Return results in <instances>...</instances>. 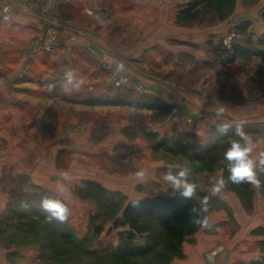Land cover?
I'll use <instances>...</instances> for the list:
<instances>
[{
    "label": "crops",
    "instance_id": "1",
    "mask_svg": "<svg viewBox=\"0 0 264 264\" xmlns=\"http://www.w3.org/2000/svg\"><path fill=\"white\" fill-rule=\"evenodd\" d=\"M188 1L71 0L61 16L66 23L61 35V48L57 54L42 55L34 59L25 79L29 86L34 87L39 85L41 75L46 76L47 70L59 72V76L55 77L58 80L53 84L56 87L54 92L61 91L64 95H69V101L74 104L87 100L96 113H114L113 109H108L112 108L110 105L115 100L113 94L118 91L124 94L120 101L123 103L122 115L126 117L120 121L108 120V123L117 125L123 134H128V137H122L123 142L137 144L144 153L155 156L147 163L145 171L141 170L144 173L143 179L134 176L126 180V183L133 186L136 182L151 183L154 185L151 186L154 194H140L131 189L127 192L116 187L107 190L126 192L130 201L170 196V191L174 190L163 180V174L168 166H172L174 173L179 171L177 166H187L191 169L189 181L196 183L197 189L221 200L230 208V217L223 211L210 212L207 216L209 227L202 226L195 235L196 241L185 243L181 253L174 256L169 264H205L202 259L205 247L218 244L226 245L229 254L219 257L216 264H254L261 256L258 247L260 238L257 237L256 230L264 227V174L258 173L262 182L260 189L249 184V190L252 191L249 205L237 195L224 168L210 170L209 167H204L198 172L195 171L192 160L201 159L213 147L227 142L234 136L238 124L243 126L255 144L253 158L258 159L259 153L264 152V88H259L260 73L253 71L252 58L247 54L255 48L253 41H249L250 46L243 48L247 51L239 50L244 53L240 52L238 61H218L221 38L232 32L234 27L237 31L236 26L241 23H247L248 28L242 33L237 32L244 33L249 38L254 35L256 47L264 50V15L261 13L264 0H234L232 13L224 20H219L214 10L212 13L198 14L193 20H179L178 15L188 6ZM199 9L197 6L196 10ZM101 15L106 17L104 22L100 21ZM22 27L25 29L20 30L21 35L27 38L32 36L33 33L30 32L35 28L32 23H26ZM16 28L18 26L9 28V31L19 32ZM2 30L8 32V29ZM43 31L38 33V37L43 35ZM13 45L16 48L18 43L0 42V48L7 49L8 46L14 47ZM69 49L71 52L67 59L64 54ZM262 59L263 64L264 58ZM106 63L118 64L121 74L142 85L147 92H137L128 87L103 89L101 82L108 76ZM68 64L74 74V83H78L79 87L67 85L64 80ZM15 66L16 62L13 63V67ZM50 75L49 73L48 76ZM11 76L8 71L0 75L6 81L0 87V111H7L14 105L11 96L14 88L7 86V80ZM14 76L10 78L12 82L18 80ZM88 84L95 86L80 90L81 86ZM41 90L43 91L38 95L50 94ZM25 92L28 103L36 105V91L28 88ZM220 107L225 112L218 116L217 110ZM173 108L178 109L179 116L186 119L187 123L170 120ZM136 113L141 120L130 119V115ZM151 119L160 123L158 126L162 131L157 143L149 146L148 137L140 136L139 130ZM224 124L231 125L227 133L218 131V127ZM181 126L188 127L189 131H182ZM131 128L138 130L136 136H129ZM124 129L128 130L127 133ZM57 142L69 144L71 141L59 140L55 143ZM172 144L179 147L174 149ZM27 145L30 143L27 142ZM36 172L38 174L28 171L34 182L46 187L49 185L48 188L59 191L50 185V179H41L40 174H48L45 165ZM68 175L69 182H98L89 176H79L77 170ZM221 176L226 181L225 187L214 193L213 185ZM60 190L70 192L66 185ZM63 197L72 202L81 201L71 193ZM88 204L93 208L92 203Z\"/></svg>",
    "mask_w": 264,
    "mask_h": 264
},
{
    "label": "rangeland",
    "instance_id": "2",
    "mask_svg": "<svg viewBox=\"0 0 264 264\" xmlns=\"http://www.w3.org/2000/svg\"><path fill=\"white\" fill-rule=\"evenodd\" d=\"M61 1L62 3L56 8L48 10L47 7L45 8L43 0H0V42L18 43L16 48L14 45V47L8 46L7 49L0 48V75L8 71L12 74L10 78L13 75L18 78L13 82L10 78L7 80V86L14 88V91L11 92L14 99L13 107L7 108V111H0V264H169L174 256L181 253L185 243L191 244L196 241L195 235L203 226L200 225L190 232V228L194 224V214L191 215L190 210L192 208L199 209L197 203L168 226L160 225L151 217L142 216L140 221L145 232L140 237L138 236L135 244L142 245L149 238V242L157 247L146 256H120L118 252L122 243L119 234L128 228H115L112 216H108L110 210L100 211L91 196L82 197V194L87 191L83 181H63V187L68 186L70 192L60 190L61 187L57 184V181L63 176L59 173H70L77 170L80 173L79 176H89L106 189L116 187L127 190V192H130L128 189H131V191L134 190L140 194H154L151 187L154 185L151 183L136 182L134 186L126 183L128 177L132 178L136 176L137 172L145 171V166L153 159L154 155L144 153L137 144L129 145L123 142L122 137H128V134H123L117 125L112 126L108 123V120L120 121L126 117L122 115L123 105L121 104L123 103L120 99L124 94L121 91L113 94L115 100L110 105L112 108H108L109 110L113 109L114 113L104 111L96 113L89 101L74 104L69 101V95H64L61 91L54 92L56 87L54 88L53 84L58 80L55 77H58L60 73L54 72L52 69L46 71V76H40L39 85L31 87L27 84L25 78L31 70L34 59L42 55L57 54L61 48L54 52L36 51L32 56L29 54L33 43L44 36L47 26L53 21L50 16L60 20L61 38L62 31L66 26L61 16L65 13L64 8L70 4L71 0ZM191 2L198 4L200 9L195 10L199 14L212 13L213 11L210 0H189L188 5ZM45 10L48 12L44 13ZM261 13L264 15V9ZM105 20L106 17L101 15L100 21L104 22ZM26 23H32L35 26L30 32L33 33L32 36L28 38L20 34V30L25 29L22 26ZM17 26L16 29H19V32L9 31V28L13 29ZM3 28L8 29V32L3 31ZM42 30H44L43 35L38 37ZM237 34L241 35L246 46L250 44L249 41H253L255 48L247 54L249 53L252 58L253 71L260 73L258 82L259 88L262 89L264 88V63L262 64L264 50L256 47L257 41L254 35L249 38L244 33ZM221 46H219L221 58L219 57L218 61L227 63L238 61L237 57L240 52L247 51L244 48L242 49L244 51H239L234 58L225 60V51ZM232 48L236 51V46H232ZM69 52H71L70 49L64 54L67 59L70 57ZM15 62L16 66L13 67ZM69 69L71 68L68 64L67 70ZM49 73L50 76H48ZM107 79L108 77L101 83L104 84ZM3 82L6 81L0 77V87ZM94 86V84H88L85 87L81 86L80 90L89 87L92 89ZM28 88L36 91L34 95L35 100H38L36 105L28 103V95L25 92ZM41 89L50 94L48 96L38 95L43 91ZM179 115L178 109L173 108L170 120L187 123L186 119H182ZM139 118L137 113L130 115L132 120L138 121ZM152 125L160 126V123L154 122L152 119L147 120L139 130L140 136L148 137L149 146L157 143L162 131L159 127L157 132L152 133L149 130ZM186 126H181L180 129L189 131ZM124 131L127 133L128 130L124 129ZM137 131V129L131 128L129 136H136ZM44 136L46 138L43 139ZM232 138L210 149L208 155L202 156L204 159L192 160L195 171L199 172L202 168L209 167L210 170L224 168L227 172L224 152L230 147ZM59 140L71 142L69 144L55 143ZM27 142L30 145H27ZM172 146L174 149L179 147L177 144H172ZM43 165L46 166L48 174H40L41 179H50L49 182L52 181L50 185L58 188L59 191L48 188V181L47 187L34 182L28 174V171L38 174L36 170L42 168ZM226 176L229 177L227 173ZM234 187L236 192H241V194L237 193L240 199L250 205L252 191L249 190V184L244 186L242 183L234 185ZM118 192L125 197V201L121 203V207H123L130 201L129 195L126 192ZM170 192L174 194L176 191ZM70 193L81 201L72 202L63 197ZM198 193L203 192L197 189L196 195ZM45 197L61 199L68 204L71 215L66 222L49 224L46 221L47 213L39 207L40 201ZM22 202H27L30 205L34 202L36 207L26 210L21 207ZM87 202L92 203L93 208ZM223 204L224 207L209 204L211 208L205 217L207 218L212 211H223L230 217V208L224 202ZM256 234L260 238L258 247L261 256L254 264H262L264 261V227L257 229ZM175 248L178 251L174 252ZM205 248L202 253L205 264H216L219 257L229 254V249L224 244L206 246ZM209 256H212L211 261L208 259Z\"/></svg>",
    "mask_w": 264,
    "mask_h": 264
},
{
    "label": "trees",
    "instance_id": "3",
    "mask_svg": "<svg viewBox=\"0 0 264 264\" xmlns=\"http://www.w3.org/2000/svg\"><path fill=\"white\" fill-rule=\"evenodd\" d=\"M213 10L215 11L219 20H224L230 16L234 8V0H210ZM197 3L191 2L185 9L180 11L178 15L179 20H193L196 19L199 12L195 9L197 8ZM248 28L247 23H241L236 26L238 32L242 33ZM239 53V51H238ZM237 53V54H238ZM229 176V172H226ZM86 186V193L82 194L83 198H88L91 196L94 199L100 209L110 210L108 216L111 215L113 218V226L115 228H128L124 232L119 234L120 241L122 243L119 249L118 255L120 256H146L154 251L157 246H154L152 242L148 241L140 245L135 244L138 236L144 234L145 229L141 224V217L148 216L156 220L162 226H168L175 222L179 217L189 211L193 204H198L200 209V199L204 196L209 198L208 200V210L211 208L209 204L215 206H223L224 204L221 200L211 197L205 193H198L192 199L184 198L180 192H175L170 196H153L147 197L140 200L128 201L121 207V203L125 201V197L120 195L119 192L109 191L103 188L98 182L95 181H83ZM233 184V183H232ZM235 186L237 184H234ZM241 185V184H240ZM248 183H244L247 186ZM247 188V187H246ZM91 195H89V194ZM241 194V192H237ZM134 202H139L137 207H134ZM120 207L122 208L120 211ZM197 209V211H199ZM120 212V214H119ZM205 213H201L200 219L203 220ZM119 214V216H117ZM117 216V217H116ZM195 220V215L193 216ZM193 220V223H194ZM200 225L196 223L192 224L190 232L198 228ZM178 251L175 248L174 252ZM264 264V261L263 263Z\"/></svg>",
    "mask_w": 264,
    "mask_h": 264
},
{
    "label": "clouds",
    "instance_id": "4",
    "mask_svg": "<svg viewBox=\"0 0 264 264\" xmlns=\"http://www.w3.org/2000/svg\"><path fill=\"white\" fill-rule=\"evenodd\" d=\"M64 80L67 85L73 87H79L78 83H74V74L71 69L65 72ZM225 112L223 107L218 108L217 115L220 116ZM231 128L230 124H224L218 127V131L221 133H227ZM255 149V144L247 134L243 126L238 124L234 130V136L231 139L230 147L224 152V160L226 161V167L229 172L228 180L233 184L248 183L256 189H260L262 182L258 177V173L264 174V152L259 153V158H253V152ZM179 171L173 172L172 166H168L167 171L163 174V180L166 184L171 187L174 191H179L180 194L186 199H192L196 195V190L198 185L194 182L189 181V176L191 174L190 167H179ZM136 176L139 179L144 178V173L137 172ZM69 180L68 173H64L62 178L57 181L60 187H63V181ZM226 181L221 176L213 185V192L218 193L225 187ZM208 200L207 196L200 199V209L197 211L196 208L190 210V214L195 215L194 223L197 225H203L204 227H209L207 218L205 217L201 220L199 217L201 213L208 211ZM139 202H134L133 206L137 207ZM21 207L29 210L31 207H36L35 203L28 204L27 202H22ZM39 207L47 213L45 217L49 224L53 222L64 223L68 220L71 215V209L68 204L61 199L53 198H43ZM209 261L212 260V256L208 257Z\"/></svg>",
    "mask_w": 264,
    "mask_h": 264
},
{
    "label": "built area",
    "instance_id": "5",
    "mask_svg": "<svg viewBox=\"0 0 264 264\" xmlns=\"http://www.w3.org/2000/svg\"><path fill=\"white\" fill-rule=\"evenodd\" d=\"M43 2L45 8L47 7L48 10L53 7L56 8L62 3L61 0H43ZM48 10H45L44 13L48 12ZM50 18L53 21L50 22V24L47 26L44 36L40 39H37L33 43L32 47L29 49L30 56H32L36 51L54 52L61 47L62 39L60 38L59 28L60 20L54 16H50ZM237 33L238 32L235 30L234 27L232 32H230L228 35L221 39L220 45H222L221 47L225 51V60L234 58L240 49L246 47L240 37L241 35H238ZM232 46H236V51L232 48ZM105 67L108 72V79L102 85L103 89H117L128 87L137 92H147V90L142 85L132 82V80L128 76L121 74L120 66L118 64L106 63ZM158 128L159 126L152 125L150 126L149 130L154 133L157 132Z\"/></svg>",
    "mask_w": 264,
    "mask_h": 264
}]
</instances>
